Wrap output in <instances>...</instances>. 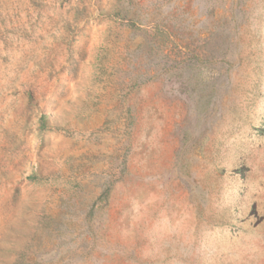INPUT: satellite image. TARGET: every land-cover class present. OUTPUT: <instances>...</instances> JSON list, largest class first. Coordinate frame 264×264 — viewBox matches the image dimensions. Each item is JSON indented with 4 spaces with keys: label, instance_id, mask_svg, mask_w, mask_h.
<instances>
[{
    "label": "rangeland",
    "instance_id": "374dc122",
    "mask_svg": "<svg viewBox=\"0 0 264 264\" xmlns=\"http://www.w3.org/2000/svg\"><path fill=\"white\" fill-rule=\"evenodd\" d=\"M264 224V0H0V264H243Z\"/></svg>",
    "mask_w": 264,
    "mask_h": 264
},
{
    "label": "crops",
    "instance_id": "0c3cea01",
    "mask_svg": "<svg viewBox=\"0 0 264 264\" xmlns=\"http://www.w3.org/2000/svg\"><path fill=\"white\" fill-rule=\"evenodd\" d=\"M243 264H264V224L256 227L250 236L249 252Z\"/></svg>",
    "mask_w": 264,
    "mask_h": 264
}]
</instances>
